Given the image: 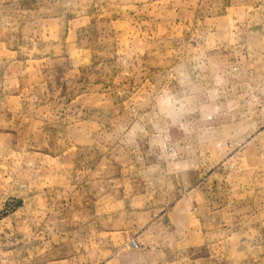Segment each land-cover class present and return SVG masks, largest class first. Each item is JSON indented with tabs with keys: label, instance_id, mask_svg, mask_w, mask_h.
<instances>
[{
	"label": "rangeland",
	"instance_id": "obj_1",
	"mask_svg": "<svg viewBox=\"0 0 264 264\" xmlns=\"http://www.w3.org/2000/svg\"><path fill=\"white\" fill-rule=\"evenodd\" d=\"M0 264H264V0H0Z\"/></svg>",
	"mask_w": 264,
	"mask_h": 264
},
{
	"label": "clouds",
	"instance_id": "obj_2",
	"mask_svg": "<svg viewBox=\"0 0 264 264\" xmlns=\"http://www.w3.org/2000/svg\"><path fill=\"white\" fill-rule=\"evenodd\" d=\"M161 106L165 116L175 117L179 113V108L175 104L169 103L165 100L161 101Z\"/></svg>",
	"mask_w": 264,
	"mask_h": 264
}]
</instances>
